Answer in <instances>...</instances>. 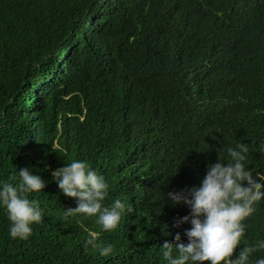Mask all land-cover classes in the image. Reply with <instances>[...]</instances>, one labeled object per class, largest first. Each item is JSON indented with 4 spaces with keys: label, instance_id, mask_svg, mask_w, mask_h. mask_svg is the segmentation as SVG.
<instances>
[{
    "label": "trees",
    "instance_id": "16d2710c",
    "mask_svg": "<svg viewBox=\"0 0 264 264\" xmlns=\"http://www.w3.org/2000/svg\"><path fill=\"white\" fill-rule=\"evenodd\" d=\"M261 140L264 0H0V181L27 168L45 182L29 239H10L0 211V264H165L160 244L190 227H173L189 209L165 193L237 142L264 173ZM72 160L105 178V206L132 209L116 230L62 219L77 200L51 172ZM246 223L249 244L264 239V200ZM90 233L110 255L83 246Z\"/></svg>",
    "mask_w": 264,
    "mask_h": 264
},
{
    "label": "clouds",
    "instance_id": "9594fccd",
    "mask_svg": "<svg viewBox=\"0 0 264 264\" xmlns=\"http://www.w3.org/2000/svg\"><path fill=\"white\" fill-rule=\"evenodd\" d=\"M257 151L264 154V140L259 142ZM248 154L249 146L237 142L227 148L228 159L219 154L216 162L207 165L198 185L165 193L171 206L184 204L189 209L188 214L174 221L173 227L190 224L184 230L187 243L181 242L177 232L173 241L160 244L165 264H264V257L253 259L254 253L264 251V239L252 244L246 239V220L264 200V173H253L246 167ZM51 177L62 194L77 200L76 207L64 209L62 219L74 215L95 217L101 230L111 232L119 226L122 214L132 211L120 199L105 206L108 184L86 161L66 162L53 169ZM44 186L42 178L27 168L18 169L15 184L0 181V211L9 221L10 239H29L32 225L42 222L44 211L29 196L42 192ZM161 234H170L167 224L161 225ZM238 245L242 247L234 255ZM83 246L96 250L101 257L112 252L111 244L99 243L91 233Z\"/></svg>",
    "mask_w": 264,
    "mask_h": 264
}]
</instances>
